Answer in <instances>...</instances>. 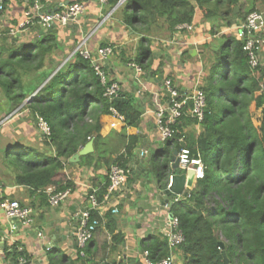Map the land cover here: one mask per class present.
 I'll return each mask as SVG.
<instances>
[{
    "label": "trees",
    "instance_id": "obj_1",
    "mask_svg": "<svg viewBox=\"0 0 264 264\" xmlns=\"http://www.w3.org/2000/svg\"><path fill=\"white\" fill-rule=\"evenodd\" d=\"M27 1L32 7L38 2ZM118 1L107 0V5L113 8ZM48 4L39 0L43 14L54 11L55 7ZM121 7L127 27L139 26L138 32L147 35L152 25L159 26L161 22L160 26L164 25L170 36L180 26L191 25L197 13L204 22L218 20L230 27L229 19L235 8L242 22L254 12L253 7L242 9L243 0H127ZM55 12L62 10L58 7ZM30 28L34 29L33 25ZM8 39L12 42L11 37L3 41L7 43ZM149 45L148 38H141L134 58L142 71H149L152 65ZM242 47V41L230 37L222 49L213 53L209 74L199 88L206 98L203 120L198 122L190 116L191 104L187 103L181 118L172 126L173 138L156 154L160 188H166L170 175L172 150L168 144L173 141L178 143V151L185 143L191 155L200 157L203 178L169 207L170 216L178 220L182 243L170 249L166 237H151L144 250L153 261L173 253L179 255L180 264H264V69L261 66L252 69ZM57 49V33L46 30L20 46L0 45L1 98L17 106L29 99L26 104L30 114L41 118L50 129L49 137H44L42 151L17 144L8 147L5 168L13 176L15 186L25 187L35 196L38 193L43 199L47 188H53V193L73 188L63 174L64 165L90 140H93L94 152L81 157L80 163L90 165L104 155L100 149L101 118L110 115V107L124 116V127H137L140 119L133 100L123 99L126 97L123 93L112 101L103 96L105 86L95 76L90 62L79 55L57 71L50 68L40 84L43 86L29 98L40 85L31 92L26 91L22 75L42 73L45 60ZM259 110L261 117L257 119L255 114ZM195 126L200 128L198 135L183 139V130H192ZM132 148L133 143L125 148L127 159ZM115 164L128 167L123 156L114 159L111 165ZM108 184L107 178L102 187L90 191L99 205L105 200ZM88 210L90 221L100 222L94 234L103 227L110 235V244L105 247L113 251L121 246L124 236L115 234L116 223L111 211L106 212L103 222L95 209ZM93 237L77 251L78 260L92 256ZM220 242L223 248L218 245ZM3 255L12 261L26 259L15 245L4 246ZM73 263L64 255L50 256L48 260V264Z\"/></svg>",
    "mask_w": 264,
    "mask_h": 264
},
{
    "label": "crops",
    "instance_id": "obj_2",
    "mask_svg": "<svg viewBox=\"0 0 264 264\" xmlns=\"http://www.w3.org/2000/svg\"><path fill=\"white\" fill-rule=\"evenodd\" d=\"M44 1L49 3L48 6L55 7L54 10L59 7L65 11L76 2L82 4L84 10L65 27H57L58 49L53 51L48 64L45 63L42 70L45 71L49 67L57 70L84 36H90L87 49L92 54H95L99 48L113 46L114 52L104 63V71L109 81L116 82L121 93L126 95L123 99L133 100V106L138 110L140 119L137 127H124V123L116 122L110 115L103 116L100 149L103 150L104 155L90 165L81 164V157L78 163H70L68 160L64 165L63 174L73 184V188L58 205L51 206L48 202V192L53 191V188H47L43 192L46 199L38 193L36 196L32 195L27 188L15 186L13 176L5 168L2 156L4 149L5 152L8 147L17 144L42 151L44 137L33 118L36 116L30 114L25 104L26 100L17 106L13 102L5 101L0 95V201L3 199L16 201L33 211L31 225L26 226L19 221L11 222L12 232H8L4 226L9 219L0 208V241L3 240V246L15 245L17 251L22 252L26 257L25 260L16 258L12 261L11 257L5 259L3 255L2 264H48L50 256L62 255L69 257L73 264H144L142 253L145 251V246L153 236L165 237L170 216L168 210L164 208L167 203L160 200L159 192L164 189L155 182L149 181V176L157 171L156 154L166 146V143L161 142L155 119L157 109L167 108L170 103L169 97L164 93L163 83L165 80H171L181 96H187L203 86L213 61V53L218 51L214 46L208 51L206 50L208 47L205 46L214 39L235 38L236 29L243 23L236 16L238 8L233 10V15L229 19L230 27L223 26L221 21L214 24L204 22L201 14L197 13L192 24L188 25L190 29H178L170 36L165 32V26H160L161 22L159 26L152 25L149 29L151 33L147 35L138 32L141 28L139 26L127 27L123 23L122 16L114 19L112 10H108L109 5L100 4L99 0ZM251 7L256 12L264 13V0H243V10ZM32 8L27 0H7L6 9L0 16V45L20 46L21 43L39 37L38 16L42 12L35 13ZM120 8L122 7L117 11ZM25 12L31 13L34 29L19 28ZM41 30L45 31L42 27ZM257 36L260 41L259 66L264 69V30ZM8 37L12 38V42L10 39H8L9 43L3 41V38ZM143 37L150 41L152 65L149 71H143V74L137 78L131 64H134L137 48ZM136 79L138 84L135 89L139 95L130 97ZM154 79L160 80L153 81ZM37 90L31 92L29 98L35 95ZM256 117L257 119L261 117V110ZM199 132L198 126L192 130L185 128L183 139L190 140L192 134L197 136ZM90 141L94 152L93 140ZM129 143H133V148L127 159L125 148ZM168 145L172 152L178 150L177 142L173 141ZM185 145L182 143L180 148ZM140 147L144 151L151 150L150 169L147 173L135 165L132 159L134 152ZM120 156L126 159L130 169L126 184L120 192L104 200L96 211L104 222L107 211L117 210L116 214H112L116 223L115 234H122L124 241L117 249L110 251L105 247L106 244H110V235L100 227L93 237L92 256L78 260L79 248L75 234L80 213L91 208L88 198L90 191L106 183L113 160ZM169 174H173L171 169ZM176 174L182 175L180 172ZM188 190L190 189L185 186L183 194ZM57 228L59 229L57 234L62 236V239L52 243L46 235ZM174 261V264H180L178 254H174Z\"/></svg>",
    "mask_w": 264,
    "mask_h": 264
},
{
    "label": "built area",
    "instance_id": "obj_3",
    "mask_svg": "<svg viewBox=\"0 0 264 264\" xmlns=\"http://www.w3.org/2000/svg\"><path fill=\"white\" fill-rule=\"evenodd\" d=\"M127 0H119L112 12L123 6ZM100 4H107V0H99ZM41 6L39 3L34 4L32 10L36 13L40 11ZM6 9L5 0H0V16ZM84 8L82 4L76 2L69 6L65 11L61 13L55 12L53 15L50 13L42 14L38 16L39 25L46 30L50 23H54L56 27H65L70 21L74 20L79 14L83 12ZM19 28L29 29L33 25V19L30 12L24 13V19L20 23ZM189 28L188 25L180 26L178 29ZM264 30V13L251 12L248 14L241 24L236 29L235 38L243 42V51L247 54L248 64L254 69L259 66V49L260 41L257 39V34ZM13 34V32H10ZM90 36L82 37L76 44L73 52L68 56L66 61L72 59L74 56L79 55L83 59L88 60L92 66L95 76L98 78L100 83L105 86L104 97L108 101L115 100L119 97L120 88L116 82H110L106 72L104 71V63L109 59L113 52V46H105L99 48L95 54H92L87 49V42ZM137 78L143 74L142 69L137 64H131ZM165 91L169 94L170 103L167 108L159 107L156 111V128L160 134L162 144H165L168 140L173 138L174 131L172 126L181 118L184 106L187 103L191 104L189 114L192 118H195L198 122H201L204 117V110L206 107L205 94L201 89H195L187 96H181L178 89H176L171 80H165L163 83ZM262 94L264 96V86H262ZM27 103V100L26 102ZM264 108V105H263ZM19 111V110H18ZM110 116L118 123H124V116L119 114L113 107L109 108ZM37 126L41 131L43 137H49L50 129L45 121L37 117ZM178 170L184 172L188 170L194 171V182L203 178V165L199 156L191 155L188 148L182 147L178 151ZM130 174V169L122 168L118 165H112L108 171V188L105 200H107L114 193L120 192L124 188L127 178ZM173 174L168 176L166 189L170 188L172 183ZM70 190L65 192L53 193L49 191L48 202L51 206L58 205L63 199H65ZM183 196V195H182ZM182 196H175L172 200L167 202L164 206L169 213V207L171 204L176 203L182 199ZM89 202L91 208L98 209L100 205L97 203L94 193L89 195ZM0 208L4 215L8 219H15L22 224L29 226L33 222V211L30 207L22 206L16 201L3 199L0 201ZM112 214H116L117 210H111ZM170 215V214H169ZM99 220L90 221L89 210H83L80 213L79 225L76 230L75 238L79 249H83L86 244L92 239L94 231L99 226ZM167 239V243L170 249H175L183 241L181 231L178 230V220L172 216H169L168 227L164 233ZM144 264H174V254L171 253L168 257L158 261H153L149 258L148 251L142 253ZM3 250L0 247V264H2Z\"/></svg>",
    "mask_w": 264,
    "mask_h": 264
},
{
    "label": "water",
    "instance_id": "obj_4",
    "mask_svg": "<svg viewBox=\"0 0 264 264\" xmlns=\"http://www.w3.org/2000/svg\"><path fill=\"white\" fill-rule=\"evenodd\" d=\"M54 13H55V10L52 11L50 14L53 15ZM41 15H42V13H41ZM37 29L39 30L40 35H42L43 31L41 30V27L39 25H37ZM46 32L52 33V34H56V32H57L56 25L53 22L50 23L49 26L46 29ZM144 75H146V74H144ZM158 80H160V79H154L153 81H158ZM137 84H138V79L135 80V83H134L133 88H132V95L130 97H134L136 94L139 95V92L135 89ZM164 93L167 96H169V94L165 90H164ZM138 105H140V103H138ZM11 110H13V107L11 108ZM33 118H34L35 122L37 123V118L36 117H33ZM182 147H184V146H182ZM92 152H93L92 141H89L81 150H79L76 154H74L73 156L70 157L69 162L70 163H78L80 157H83V156H86L88 154H91ZM150 154H151V150L147 149L146 151H144L140 147L134 152V154L132 156V159L134 160L135 165H137L140 168L144 169L146 171V173L150 169V167H149ZM177 155H178V150H173V152L171 154V163H170V169L173 172V178H172L171 186H170V188H168V189L165 188L164 190L159 192L160 193V200H162L164 203L169 202L175 196H181L183 194L185 186L187 188L191 189L193 187V184H194V171L193 170H188L185 174H182V175L176 174V171L178 170V158H177ZM16 221L17 220H15V219H11V220L9 219L7 221V223L5 224L4 228L8 232H12L11 231V222L14 223ZM58 232H59V229L57 228L55 230H52L46 236L48 238H50L52 243H55V242L57 243V242H59L62 239V236L57 234ZM218 245L221 248L224 247L222 242H220ZM0 247H1L2 250L4 249L3 240L0 241ZM223 256L226 259V255H225L224 252H223Z\"/></svg>",
    "mask_w": 264,
    "mask_h": 264
},
{
    "label": "rangeland",
    "instance_id": "obj_5",
    "mask_svg": "<svg viewBox=\"0 0 264 264\" xmlns=\"http://www.w3.org/2000/svg\"><path fill=\"white\" fill-rule=\"evenodd\" d=\"M114 8V7H113ZM113 8H111L110 6H108V10H113ZM122 8H120L118 11L117 9L115 11H113V17L114 19H117L118 17L122 16ZM212 24L214 23H218V20L216 22V20H211ZM226 27V26H225ZM226 41H227V37H223V38H218V39H214L208 46H205V47H208L206 48V50L209 51V48H211V46H214V48H220L222 49L223 46L226 44ZM140 43V42H139ZM67 62L66 59L58 66V69L65 63ZM45 63L48 64V59L45 60ZM36 64V63H35ZM35 64H33V66H35ZM44 68V67H43ZM50 68L52 67H49L48 69H46L45 71L42 70V73L39 72V73H31L30 75H27V77L25 75H22V84L24 86V88H27V90H29L31 92V90L34 88V87H37L38 85L41 84L43 78L45 77V74H47L49 72V70H51ZM219 72H221V68H218ZM53 74V73H52ZM52 74L50 75V77L52 76ZM43 86V83L42 85H40L37 89H39L40 87ZM36 89V90H37ZM256 114H258V111L256 112ZM256 114H255V117H256ZM257 118V117H256ZM5 150V149H4ZM3 150V153H2V156L4 157L5 155V152ZM3 159V158H2ZM182 173L184 174V172L180 171V170H177V173ZM149 181L151 183L155 182L156 184H158L159 186V180H158V177H157V171H155L153 173L152 176H149Z\"/></svg>",
    "mask_w": 264,
    "mask_h": 264
},
{
    "label": "clouds",
    "instance_id": "obj_6",
    "mask_svg": "<svg viewBox=\"0 0 264 264\" xmlns=\"http://www.w3.org/2000/svg\"><path fill=\"white\" fill-rule=\"evenodd\" d=\"M29 99H27V101H28ZM26 104V103H25Z\"/></svg>",
    "mask_w": 264,
    "mask_h": 264
}]
</instances>
